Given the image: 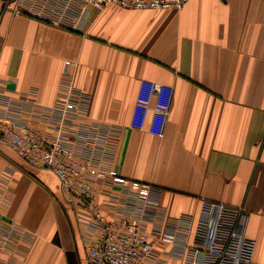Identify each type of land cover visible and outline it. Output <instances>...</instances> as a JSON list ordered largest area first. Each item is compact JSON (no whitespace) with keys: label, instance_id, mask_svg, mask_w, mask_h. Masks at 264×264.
Listing matches in <instances>:
<instances>
[{"label":"crops","instance_id":"obj_1","mask_svg":"<svg viewBox=\"0 0 264 264\" xmlns=\"http://www.w3.org/2000/svg\"><path fill=\"white\" fill-rule=\"evenodd\" d=\"M65 79L88 96L89 122L120 128L111 169L153 189L162 232L188 216L193 245L203 202L243 207L250 264H264V0H189L179 11L87 7L74 28L13 15L0 0V110L6 98L50 106ZM140 80L174 89L161 138L129 127ZM22 117L48 130L32 113ZM1 183L0 224L31 239L0 264H88L79 207L52 173L0 146ZM50 189L59 201L44 212L34 195L46 206ZM97 190L94 203L108 211L106 189ZM173 248L159 240L162 264H182Z\"/></svg>","mask_w":264,"mask_h":264},{"label":"built area","instance_id":"obj_2","mask_svg":"<svg viewBox=\"0 0 264 264\" xmlns=\"http://www.w3.org/2000/svg\"><path fill=\"white\" fill-rule=\"evenodd\" d=\"M189 0H2V9L67 28L77 26L87 7L109 5L129 10H182ZM174 89L140 80L129 127L161 138L167 125ZM88 96L69 79L59 85L50 106L30 107L6 98L0 110V146L8 148L27 167L52 173L59 192L79 207L85 226L88 264H162L156 246L174 245L182 264H250L254 241L245 235L243 207L203 202L193 245L186 241L192 221L182 216L161 230L163 212L148 185L114 175L111 163L120 128L87 119ZM37 116L47 131L30 127L22 116ZM103 186L108 211L94 203ZM6 185L0 184V194ZM0 200V206H2ZM150 227V230L147 227ZM31 235L10 222L0 224V259L5 251L20 253Z\"/></svg>","mask_w":264,"mask_h":264},{"label":"rangeland","instance_id":"obj_3","mask_svg":"<svg viewBox=\"0 0 264 264\" xmlns=\"http://www.w3.org/2000/svg\"><path fill=\"white\" fill-rule=\"evenodd\" d=\"M25 167H27L26 165H25ZM27 168H29V167H27ZM33 170V169H32ZM50 191H51V189H50ZM52 192V191H51ZM46 195H47V200L49 201L48 203L47 202H45V204H46V206L45 205H43L42 203H41V201H42V197H40L38 194H35L34 195V200H35V202H37L36 203V207L38 208V209H41V207H43L44 208V212H45V210H47V208L52 204V203H54L53 201L54 200H57V201H59V199L57 198V196H56V194H54L53 192H52V194L51 193H49V192H47L46 193ZM60 195V194H59ZM61 196V195H60Z\"/></svg>","mask_w":264,"mask_h":264}]
</instances>
